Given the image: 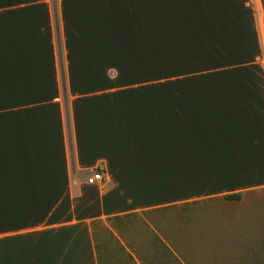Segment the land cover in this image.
Returning <instances> with one entry per match:
<instances>
[{
  "label": "crops",
  "instance_id": "0c3cea01",
  "mask_svg": "<svg viewBox=\"0 0 264 264\" xmlns=\"http://www.w3.org/2000/svg\"><path fill=\"white\" fill-rule=\"evenodd\" d=\"M262 6L0 0V264H184L169 209L261 196Z\"/></svg>",
  "mask_w": 264,
  "mask_h": 264
},
{
  "label": "rangeland",
  "instance_id": "374dc122",
  "mask_svg": "<svg viewBox=\"0 0 264 264\" xmlns=\"http://www.w3.org/2000/svg\"><path fill=\"white\" fill-rule=\"evenodd\" d=\"M260 1L264 11V0ZM222 201L186 207L181 223L175 216L176 208L163 215L166 233H175L178 227L184 236L185 256L181 260L184 264H264V193L249 197L245 207H236L228 219V200ZM171 212L173 217L169 215ZM143 259L152 261L150 257Z\"/></svg>",
  "mask_w": 264,
  "mask_h": 264
},
{
  "label": "built area",
  "instance_id": "2783aa9c",
  "mask_svg": "<svg viewBox=\"0 0 264 264\" xmlns=\"http://www.w3.org/2000/svg\"><path fill=\"white\" fill-rule=\"evenodd\" d=\"M101 180V174L98 169H91L88 170V174L86 176V183L87 184H93L97 181Z\"/></svg>",
  "mask_w": 264,
  "mask_h": 264
},
{
  "label": "trees",
  "instance_id": "16d2710c",
  "mask_svg": "<svg viewBox=\"0 0 264 264\" xmlns=\"http://www.w3.org/2000/svg\"><path fill=\"white\" fill-rule=\"evenodd\" d=\"M157 68H160L162 69L161 71H163V66H157ZM184 71L186 72H194L196 71V66H186L184 67ZM224 199L226 200H236L238 199V196L237 195H231V196H225Z\"/></svg>",
  "mask_w": 264,
  "mask_h": 264
}]
</instances>
